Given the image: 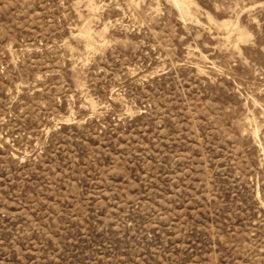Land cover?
I'll return each instance as SVG.
<instances>
[{
  "label": "rangeland",
  "instance_id": "1",
  "mask_svg": "<svg viewBox=\"0 0 264 264\" xmlns=\"http://www.w3.org/2000/svg\"><path fill=\"white\" fill-rule=\"evenodd\" d=\"M0 264H264V0H0Z\"/></svg>",
  "mask_w": 264,
  "mask_h": 264
}]
</instances>
